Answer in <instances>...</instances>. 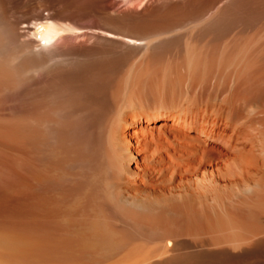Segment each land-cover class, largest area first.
<instances>
[{
  "label": "bare ground",
  "instance_id": "1",
  "mask_svg": "<svg viewBox=\"0 0 264 264\" xmlns=\"http://www.w3.org/2000/svg\"><path fill=\"white\" fill-rule=\"evenodd\" d=\"M0 264H264V0H0Z\"/></svg>",
  "mask_w": 264,
  "mask_h": 264
}]
</instances>
